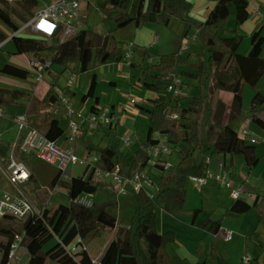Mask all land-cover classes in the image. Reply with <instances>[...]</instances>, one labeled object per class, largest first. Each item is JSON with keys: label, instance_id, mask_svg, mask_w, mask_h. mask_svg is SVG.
I'll use <instances>...</instances> for the list:
<instances>
[{"label": "trees", "instance_id": "obj_1", "mask_svg": "<svg viewBox=\"0 0 264 264\" xmlns=\"http://www.w3.org/2000/svg\"><path fill=\"white\" fill-rule=\"evenodd\" d=\"M211 1L214 4L206 19L200 20L190 14V0H105V7L110 15L116 16V20L131 17L140 23L161 22L168 25L172 16H177L197 29L201 46L206 50L207 56L205 59H199L196 72H180L182 76L197 82L199 94L189 95L181 92L173 97H168L165 92L172 83L170 72L185 64L193 50L189 49L188 55L180 54L179 50L162 53L156 62L150 63H146V57L140 62L130 58L129 67L139 74L143 86L156 92V96L150 98V106L136 104L140 113L145 114L149 120L146 137L129 159L121 157L110 145L98 148V164L109 169L118 164L122 174L131 175L146 166L148 155L145 149L156 142L155 133L165 135L173 150L180 154V158L175 166L169 169H164L163 165L158 164L160 174L153 197H149L144 190L134 192V210L128 226L117 223L116 216L109 212L105 202L94 199L93 204L87 206L76 201L81 193L94 195L98 189L109 185L108 181H93L92 171L85 177L74 175L69 179L62 178V172L57 171L45 187L50 192L58 187L64 188L69 196L68 203H59L53 207L37 203L43 210L42 214L29 216L24 220L21 230L14 226L16 217L9 214L0 217V264L9 263L12 244L21 233L41 245L55 239L46 250L31 254L24 264H39L41 257L55 260L57 264H94V258L83 246L82 240L89 234L92 238L101 237L108 229L112 230L113 234L96 259L99 264H175L167 246L175 241L176 232L172 229L163 231L158 243L150 236L158 233L155 209L161 207L172 215L182 212L188 177L207 175L209 159L195 161L194 151L242 154L249 168L257 165L261 157L257 152V145L239 136L230 122L241 116L245 85L254 91L250 100L252 109L264 103V94L259 85L264 75V58L258 54L264 42V34L258 24L250 34L249 51L239 52L243 35L229 28L227 24L231 17H235L238 22L247 17L246 1ZM37 7L38 0H0V16L10 15L20 24H24L34 15ZM118 10L123 13L116 14ZM5 38L6 35L0 30V40ZM9 40L13 42L14 54L40 56L46 52L51 55L52 61L64 63L62 70L53 75V84L47 88L44 96L31 101L26 110L29 122L52 140H57L66 132L59 118L49 110L58 101L59 91L56 83L62 73L86 72L100 65L119 62L123 60L125 51L121 41L111 31L98 33L84 27L60 43L47 44L45 36L22 33H17ZM0 71L23 79L29 75L27 67L12 61L5 62ZM202 84L207 86V92L203 91ZM184 86L186 87V82H180V88L183 89ZM216 90H220L223 95H231L229 122L225 124L223 119L226 100L222 95L215 97ZM90 93L91 86L80 96V100L85 102ZM25 96L24 90L0 87L1 106L14 104ZM183 101H187V104H182ZM90 108L95 110L99 107L93 103ZM169 113H177V117L170 118ZM202 117L205 118V125L210 124L215 128L214 140L206 147H203L201 141V130L204 126V122H200ZM251 119L264 128V118L261 115L253 113ZM8 149L9 142L1 140L0 155L5 156ZM88 149L91 150L92 146L88 145ZM35 183L40 187L38 182ZM29 191H35V188L31 187ZM259 198H263L259 193H255L252 202L235 198L228 208V213H242L258 208ZM201 211L200 208L191 210V223L195 222ZM219 222L220 219H213L208 215L199 226L213 232ZM73 244L79 245V248L75 245L72 248ZM194 264L204 262L197 261Z\"/></svg>", "mask_w": 264, "mask_h": 264}, {"label": "rangeland", "instance_id": "obj_2", "mask_svg": "<svg viewBox=\"0 0 264 264\" xmlns=\"http://www.w3.org/2000/svg\"><path fill=\"white\" fill-rule=\"evenodd\" d=\"M44 1L45 0H38V5L43 4ZM193 1L196 6L194 8L192 6V8L193 10L197 11L201 0ZM85 2H87L88 4L86 6H83L81 10V27L93 30L98 33H107L108 31H111L113 35L121 41V45L124 49L127 42H133V44L135 42L136 44L133 48L131 60H136L139 62L142 61V55L145 49H147L145 60L147 63L156 62L160 54L162 53L176 51L179 48V42L182 38L183 42H187V39H185L183 34L185 29L188 28L190 33H194V30L196 29L194 26H190L189 23L183 21L177 16H172V21L170 22V25H165L161 22H145L143 24L140 23L139 25H137V21L133 20L131 17H124L120 18L119 20H116V16L110 15L108 8L105 7V0H85ZM122 13V10H118L116 14ZM23 25L24 24H20V22L15 17H12L10 15L0 16V30L6 35V38L10 37L14 33L33 34L29 29H27L26 31H20V28ZM197 41L200 42L198 32ZM55 42L56 41L53 38H46L47 44H54ZM183 42L181 45L186 46V44ZM189 44L192 45L190 46L192 48H190L191 50L197 48L196 52L201 53L202 46H196V43L193 41H191ZM13 50V42L7 39L3 47L0 49V67L7 61L16 62L21 66L27 67L29 69V75L27 76V78L23 79L8 75L0 71V87L10 89H21L26 92V96L23 99L17 101L16 103L7 106L2 105L4 113L3 116L0 118L1 140H7L8 138L6 137L9 136L12 140L15 139L17 135V126L13 120L14 115L27 110L28 105L34 99L42 98L47 88L51 84H53V75L59 73L64 67L63 62L52 61L51 66L45 70L44 77L40 81H37L34 78L33 70L30 69L27 65V55L14 54ZM188 53L189 49H186L185 55H188ZM40 57L51 58V55L45 52L42 53ZM198 59L199 54L196 55L193 51L189 55L188 60L186 61V63L189 61V64L186 67H193V62L199 61ZM115 63L113 65H100L99 67L86 72L74 73L75 79L74 83L72 84V88H74L77 92V95H79L80 93L86 92L89 86L92 84L96 89L97 93H99L102 98H111L113 95L116 96L119 93L121 95V99L125 102L126 100H129L131 97H133L136 99L137 103L149 105L148 101H150V99L146 97H149L150 94L155 95L156 92L145 88L142 84V81L138 80L135 77L133 78V82H129L130 79H132V74L129 76V78L125 75L124 72H118V76H113L112 74L114 67H119V64ZM125 66L127 68L126 63ZM178 67L180 68L181 66L179 65ZM92 72L94 73L93 75ZM70 74H72L70 73V71H65L62 73L61 77L59 78V81L56 83V88L58 91L62 90V87L66 83ZM109 74H111L112 79L106 80L105 77ZM174 74L176 75V77L179 76L178 71L176 74V71L174 70ZM179 78H181V76H179ZM184 88L185 86L183 87V89ZM165 92L168 97L172 96V92L168 90H166ZM243 93L244 100L241 113L245 116L246 113H251L252 111V108L250 107V100L254 91L248 85H245ZM221 95L224 96L223 94ZM126 108V112H124L126 116L125 125L120 124L116 129H114L115 127H108L102 128L98 131L89 130V132L85 129H81L75 139H66L65 136L69 132L68 122L63 117L62 112H60L62 106L59 105V107H57L55 105H52L49 109L50 112L54 116L59 118L61 125L66 128V132L60 138L57 139V143L61 146H73L76 154L79 157L84 158L89 153L90 157L97 155L98 153L96 152V150L100 147H104L110 139L111 147L115 148L118 154L120 152L123 153L119 154L121 157L125 159L131 158L133 151L125 153V148H129L128 150H131L130 148L136 150L141 146V141L146 134V127L148 126L149 121L145 114L140 113L136 105L127 103ZM200 122L201 124L204 122L203 124L205 125V118L202 117L200 119ZM237 125H239V123H237ZM252 125L257 130L255 144L257 145V152L261 157L251 174H249V179L244 180L243 184L246 188L249 189V191L259 193L262 196L264 195V128L260 127L254 121L252 122ZM237 127H239L238 129L239 131H241L240 126ZM254 128L251 127L253 131H255ZM107 129H109L110 132ZM127 135L131 137L130 145H126L121 139V136ZM204 143H209L208 138H204ZM88 145L92 146L91 150L88 149ZM228 154L230 155V153ZM16 155L19 158H22L26 162L28 167L33 171V177L31 182L27 186V191L36 203L40 202L41 204L48 207H53L59 203H68L69 196L64 188L58 187L54 191L50 192L45 187V185L51 180L52 176H54L57 172V169L55 167H53L45 160L36 157L30 152L22 153L17 150ZM222 156L223 153H210L209 151L207 153H204L203 150H196L193 153V158L196 161H200L202 159H207L208 157H210L211 160L209 171H211L214 175L222 172L223 170L222 166L220 165V163L222 162ZM168 158L174 162H177V160L180 158V154L175 151L172 154L168 155ZM227 160L229 162L230 156L227 157ZM90 161L96 162V160H94L93 158H90ZM88 166L89 160H87L85 163H77L74 165H70L66 169V178H70V175H79L81 177L87 176L89 174ZM239 168L242 170V172L244 171L243 167L241 168L239 159H237V167L234 169L235 171H237ZM188 179L187 180L189 181V186L194 184L190 178ZM35 181L39 183L40 187L36 186L37 184L35 183ZM93 181L95 180L93 179ZM108 183L110 184L106 185L105 188L98 189L95 192L94 197L98 201L105 202L107 204L109 212L116 216L117 223L119 225L127 226L130 224L134 210L135 191L133 187L128 184L125 185L127 192L119 193L116 190L115 184H113L112 182ZM41 184L43 186H41ZM218 185L219 184L217 180L214 177H211L208 181V185H205L203 187L202 194L206 195V190H209V188L210 191L211 189H218ZM31 187H34L35 191H29V188ZM4 190L11 191L13 190V186L8 182L6 176L0 170V194ZM243 196H245V194H243ZM204 206L210 207L209 201L205 202ZM208 211L212 213V218L218 219L219 217L224 216L225 208H223V206H219L213 211ZM155 212L157 215L158 223V233L155 235H160L163 231L167 229H172L176 232V239L173 243L169 244V249L173 253L175 252V250L180 251V254L186 257V260L184 261L182 258H179L177 256L178 264H188L187 262H189L190 259H193V253H196L198 251L197 248L200 247H198L200 243L204 245V251L209 250V244L207 242L208 233L205 232L202 227L199 226V224L205 217L208 216V214L210 216L209 212L205 213V211L202 210L196 217L195 223L197 225L195 226L191 224L192 215L190 210H183L182 212L176 215L169 214L164 209H160ZM259 214H261V212L257 211L256 217L252 212L250 213V215H248V217L244 216L245 218L242 215L232 217L230 216V214H227L225 218L226 225L227 222L228 224H230L229 226L231 227L232 225H238L239 229L233 230V238L231 241L226 242L222 239L217 240V247L220 250L221 255H213L209 264H227L229 257H231V261H234V258H236L237 253L246 250H252L253 253L259 257L264 252V247H262L260 243H258H264V215L261 216ZM258 219H261V222H258ZM23 224L24 220L22 219H17L14 222V226L18 230L22 229ZM254 230L256 232L252 237L254 240L257 241L256 243L253 239H251L250 236L251 232H253ZM111 231L112 230L108 229L101 237L94 239L88 237L86 239L87 242L89 241V250L94 257H96L101 247V244H103L106 239L111 237ZM155 235L153 236L156 240L157 238ZM245 236L247 241L244 243ZM32 240L33 239L24 236V234L21 233L19 247L16 250V254H20L22 252V250L20 249L21 244H27ZM54 242L55 239H52L46 244H38L41 245L43 249H46L50 247ZM74 245L75 244L71 245V247L74 248L75 246H78L77 248H79V245ZM24 248H26L27 252L23 253L21 259L18 260V264H24L27 261V259L29 258L28 252L31 253L33 246H25ZM11 260V264L17 263V258L15 256ZM196 262L197 260H195L194 263ZM52 264H57V262L55 260H52Z\"/></svg>", "mask_w": 264, "mask_h": 264}, {"label": "built area", "instance_id": "obj_3", "mask_svg": "<svg viewBox=\"0 0 264 264\" xmlns=\"http://www.w3.org/2000/svg\"><path fill=\"white\" fill-rule=\"evenodd\" d=\"M85 0H45L43 4L38 5L34 15L20 28V31L29 29L34 35L50 37L57 43L64 41L66 38L74 35L81 28V10ZM260 15V11L257 10ZM10 37L0 40V49L5 41ZM133 42H127L123 55V60H130L133 54ZM186 46H180L181 54ZM27 65L34 72V78L40 81L44 77L45 70L51 66L52 59L40 56H27ZM169 77L172 83L167 90L172 92L173 96H178L182 90L180 88V80L170 72ZM75 75L70 74L66 83L59 92L58 101L53 104L57 107L62 106L60 112L68 122V133L66 139H75L81 129L96 130L99 127L107 126L114 128L117 125V119L110 105H104L95 110L89 107L81 106L77 100L69 95L67 89L72 87ZM129 103L137 104L135 98L131 97ZM125 104L120 102V107ZM4 110L0 105V118L3 116ZM170 118L177 117V113H169ZM17 126V135L14 140L9 143V149L5 156L0 155V170L6 176L8 182L13 186V190H4L0 194V217L4 215H12L17 219L26 220L31 215H41L43 210L38 207L37 203L28 194L27 186L33 177V171L28 167L26 162L16 155L17 150L22 153H32L36 157L45 160L57 171L62 172V178L67 176L66 169L70 165L77 163H85L89 160V171H92V180L110 181L116 185L117 192L126 193L125 185L130 184L134 191L144 190L149 197H153L157 190V181L160 174L158 164L163 165L164 169L175 166L176 162L170 160L168 155L175 152L167 137L159 133H155L156 142L146 147L148 155L145 167L134 171L131 175L121 173L118 164L112 168L102 167L98 164L100 156L94 155L90 157V153L86 157H79L73 146H61L57 140L48 138L45 133L38 127L29 122L28 114L25 111L17 113L13 118ZM246 135L247 131L243 129ZM126 145L131 144L130 136H121ZM1 141V132H0ZM90 158L96 162L90 161ZM208 160V158H207ZM152 169L158 171V174L150 172ZM214 177L218 184L229 190L230 196L240 198L243 189L240 185H235L233 178L228 171L223 169L222 172L213 174L208 170L206 176L191 175L189 178L197 186L207 183L208 179ZM248 196L255 198L254 193H248ZM94 196L89 193H81L77 196L76 201L90 206L93 204ZM232 230L225 231V239H231ZM20 235H17L10 251V259L15 256V252L19 247ZM251 261L250 254H244L242 262L249 264ZM10 262V261H9ZM9 264V263H8Z\"/></svg>", "mask_w": 264, "mask_h": 264}, {"label": "crops", "instance_id": "obj_4", "mask_svg": "<svg viewBox=\"0 0 264 264\" xmlns=\"http://www.w3.org/2000/svg\"><path fill=\"white\" fill-rule=\"evenodd\" d=\"M190 1L192 3L193 8H194L196 6V4L194 3L193 0H190ZM245 1H246V6H247V17L243 21H241V22H238L235 19V17H231L229 19V21H228V24H227V26L229 28L235 29L238 33H240V34L243 35V38H242L241 43H240L239 48H238V51L241 52V53H247L249 51L250 46H251V37H250V34H251L252 30L258 24L261 25V27H262V33L264 34V10H263V8H264V0H245ZM85 4H88V3L85 2ZM213 4H214V2L211 1V0H201L200 1V4H199L198 10L195 11L192 8L191 11H190V14L193 17L197 18V19L205 20L206 17H207V15H208V12L211 9V7L213 6ZM257 10H259L261 12L260 15L257 12ZM171 21H172V18H171L170 22ZM170 22H169V25H170ZM139 24H140V22L137 21V25H139ZM183 34H184L185 39H187V42H183V38H182L180 40V42H179V48H180V46H181V44L183 42V43L186 44V49H190L191 48L190 46H192V45L189 44V43L191 41L195 42L196 43V46H200L201 47V43L197 41V29L194 30V33H190L189 29L187 28V29H185V31L183 32ZM156 38H157V36H156ZM135 44L136 43L134 42L133 48L135 47ZM179 48L177 50H179ZM186 49L181 53L182 55H185L186 54ZM196 50H197V48L194 49L193 51L195 52L196 55L199 54V59L200 58H203V59L206 58L205 56L207 54H206V50L205 49H203L201 47V53L196 52ZM146 52H147V49H145L143 51L142 59L144 57H146ZM258 54L261 57L264 58V42L262 43L261 47L259 48ZM123 61H126V60H121V61L116 62V63L115 62L108 63L110 65H113L114 63L115 64H119V67H114V70H113V74L112 75L113 76L114 75L115 76H118V72H124L125 75L128 78L132 74V79H130L129 82H133L134 81V79H133L134 77L137 78L138 80H141L140 77H139V74L136 71L132 70L129 67L128 61H126V62H123ZM133 61H136V60H133ZM136 62H139V61H136ZM188 62L185 63V64H181L180 65L181 66L180 68L177 67V69L175 70L176 71V74H177V71H178L179 72V76H181L182 79L179 78V76L177 78L181 82L182 81L186 82V87L184 89H182V92L187 93L189 95H198L199 94V87L196 86L197 85V82L194 79H190V78L184 77V76H182L180 74L181 70H187V71H190V72H196L197 71V67H198L199 61L193 62V67H186L189 64ZM125 63L127 65V68L125 66ZM183 66H185V67H183ZM93 74L94 73L92 72V75ZM105 79L106 80L112 79L111 78V74L107 75L105 77ZM259 85H260L261 90H262V92L264 94V75L260 79ZM90 86H91V93H90V96L88 97V99L85 102H82L80 100V96L83 93H85V92L80 93L79 95H77L76 90L74 88H72V87L68 88L67 89V92L75 100H77L79 103H81V106H84V107H89L90 108L93 103H95L98 107H102L104 105H110L111 107H113V110H114V113H115V116H116V119H117V125L115 126L114 129H116L118 127V125H120V124L125 125L126 124V116H125L124 112H126V109H127L126 108V104L129 103V100H126L127 103L125 101H123L121 99V95L119 93L116 96L113 95L111 98H109V97L102 98L101 95L99 93H97V91L94 88V86L92 84ZM201 87H202V89H203L204 92H207L208 91V88H207V86L205 84H202ZM221 94H223V93H221L220 90H216L214 92V96L215 97H218ZM155 96H156V94L155 95H153V94L151 95L150 94L149 97L147 96L146 98H149L150 99V98H153ZM171 97H173V95ZM224 98L226 100V111H225V116H224V119H223V123L225 124V123H228L229 122L228 121V113H229L230 106H231V95L226 93V94H224ZM243 100H244V93H243ZM120 102L121 103H124L125 106L124 107H120ZM150 102L151 101H148V104L149 105H147V106H150ZM182 104H184V105L187 104V101H183ZM251 110H252L251 113L248 112V113L245 114V116L241 113V116L238 119H236L234 121H231L230 124L237 130L239 136L245 137L247 141L252 142V143L255 144V142H256V131L257 130L252 125L253 120L251 119V115L253 113H256L258 115H262V117L264 118V103L262 105H260L259 107L255 108V109H251ZM117 116H118V118H117ZM237 123H239V125H237ZM148 125H149V123H148ZM237 126H240L241 131H239V129H238L239 127H237ZM251 127L254 128L255 131H253V129H251ZM102 128H108V127L107 126H102V127H99L98 129H96L95 131H98V130H100ZM147 128H148V126L146 127V131H147ZM84 129L89 132L88 129H86V128H84ZM243 129H245L247 131V134L246 135L243 133ZM107 130L110 132L109 129H107ZM214 132H215V128H213L210 124H207V125L202 126V130H201V141L203 143V147H206L207 145H209L210 143L213 142V140H214ZM2 135H4V134H2ZM145 137H146V134H145V136H144V138L142 139L141 142L144 141ZM6 138H8L7 140H12L10 136L9 137H6ZM204 138H208L209 143L205 144L204 143ZM8 142L10 143L11 141H8ZM106 145H110V147H111V141H110V139L105 144V146ZM125 149H126L125 150V153H129L130 151H133V152L135 151L132 148H130L131 150H128L129 148H125ZM119 154H123V153L120 152ZM228 156H230L229 162L227 160V157ZM208 159H209V162H210V160H211L210 157H208ZM237 159H239V163L241 164V168L243 167V170H244L243 172H242V170L240 168L237 171H235V169H234V168L237 167ZM220 165L222 166V169H225V170L228 171L229 175L233 178L234 184L235 185H240L242 187L243 192H242L240 198H242V199H244L246 201L252 202V198L248 196V193H254V192L253 191H249V189L245 187V185L243 184V182H244V180H248L249 179V174H251V172L253 171V169L255 168L256 165L254 167H252V168H249L247 166V164L245 162V159H244V156L242 154H233V155L230 154L229 155L228 153L223 154V156H222V162L220 163ZM153 171L158 174V171H156L154 169H152L150 172L152 173ZM70 177H71V175H70ZM64 179H69V178H66L65 177ZM209 179H208V181H209ZM188 180L186 181V191H187V194H186V199H185V203H184V210L185 211L186 210H190L191 211L194 208H200L201 210L205 211V213H208L209 212L208 210L213 211L216 208H218L219 206H223V208H225L224 216L218 218V219H220V222L215 227V229H214L213 232H210L207 229L202 228L205 232L208 233L207 234V238H208L207 242L209 244V250L208 251H204V245L202 243H200V247L198 248V251L196 253L195 252L193 253V259H190L189 262H187L188 264H194L195 260H197V261L200 260V261L204 262V264H209V262H210V260H211V258H212L213 255H221V252H220V250L217 247V240L222 239L223 241H226V242L231 241L232 238H233V235H232V238L231 239H228L227 240V239H225V231L226 230H232V232H233L234 229H239V226L238 225H232L233 228L231 226H229L230 224H228V222H227V225H226L225 218H226L227 214H230V216H232V217H234V216H240V215H242L243 217L244 216L245 217H248V215H250V213L253 212L254 215L257 217L256 213H257V211H260L261 214H259V215L263 216L264 215V202H263L264 195L261 196L263 198H259V200H258V202H259L258 208H252V209H250L248 211H245V212H242V213H234V214H231V213H228V208H229V206L231 205V203L233 202V200L235 198H233L232 196H230L229 190L227 188H225V187L220 188L222 186H219L218 185V189L215 188L213 190L211 189V191H210V188H209V190L208 189L206 190V195H204V194H202V189H203V187L205 185H208V181H207L206 184H204L202 186H197L195 184H192L191 186H189V184H188L189 181ZM41 186H43V185L41 184ZM243 194H245V196H243ZM208 201L210 203V207H205L204 204H205V202H208ZM160 209H162V208L161 207H157L155 209V211L160 210ZM255 209H257V210H255ZM209 213H210V217H211V214L212 213L211 212H209ZM258 222H261V219L260 220L258 219ZM191 224L193 226L197 225L195 222L194 223H191ZM111 232H112L111 233V236H112L113 231H111ZM255 232H256L255 230L253 232H251V235H250L251 236V239H253L252 236L254 235ZM160 235H155L156 238H157L156 240L154 239V236L153 235H151L150 238L153 241H155L156 243H158L159 240H160ZM88 237H91L92 238L91 234H89L87 237H85L82 240L83 246L87 248V250L89 251L90 255L94 258V264H99L96 259L100 255V253L102 252V250H103V248H104L107 240L110 237L108 239H106L103 244H101V247H100V249H99L96 257H94L91 254L90 250H89V245H88L89 244L88 243L89 241L87 242V240H86ZM92 239H94V238H92ZM246 241H247V239H246V236H245L244 243ZM254 241H255V243L257 242L256 240H254ZM258 243H260V245L262 247H264V243H262V242H258ZM20 246H21L20 249L22 250V252L20 254L19 253L16 254V252H15V257L17 258V261H16L17 263L16 264H18V260L21 259L23 253H26L27 252L26 251V248H24L25 246L26 247L33 246V249L31 250V253L28 252L29 253V256L31 254H33L34 252L38 251V250L44 251V250L47 249V248L46 249H43L41 247V245H39L36 240H32L31 242H29L27 244H21ZM167 250L169 251L170 255L172 256V258H173V260L175 261L176 264H178L177 256L179 258H182L184 261L186 260V257L183 256L182 254H180V251L175 250V252L173 253L169 249V245L167 246ZM244 254H250L251 255V261H250L249 264H264V252L258 257L257 255H255L253 253L252 250H246V251H242V252L237 253L236 258H234V261H231V259H230L231 257H229V260H228V263L227 264H244L242 262V257H243ZM11 259H10L9 264L12 263V260ZM39 264H52V260H48V259H46L44 257H41L40 260H39Z\"/></svg>", "mask_w": 264, "mask_h": 264}, {"label": "water", "instance_id": "obj_5", "mask_svg": "<svg viewBox=\"0 0 264 264\" xmlns=\"http://www.w3.org/2000/svg\"><path fill=\"white\" fill-rule=\"evenodd\" d=\"M14 35H16V33L12 34V35L10 36V38H12Z\"/></svg>", "mask_w": 264, "mask_h": 264}]
</instances>
